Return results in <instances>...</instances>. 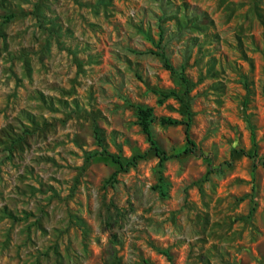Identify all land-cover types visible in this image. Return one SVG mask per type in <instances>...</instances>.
<instances>
[{
	"label": "rangeland",
	"instance_id": "374dc122",
	"mask_svg": "<svg viewBox=\"0 0 264 264\" xmlns=\"http://www.w3.org/2000/svg\"><path fill=\"white\" fill-rule=\"evenodd\" d=\"M0 264H264V0H0Z\"/></svg>",
	"mask_w": 264,
	"mask_h": 264
},
{
	"label": "trees",
	"instance_id": "16d2710c",
	"mask_svg": "<svg viewBox=\"0 0 264 264\" xmlns=\"http://www.w3.org/2000/svg\"><path fill=\"white\" fill-rule=\"evenodd\" d=\"M16 13L15 12H10L9 14L6 15V19H12L13 17H15ZM158 47H160L158 45ZM148 52H151L153 54H156L157 56H159L161 58V60L163 61L164 66L169 69L175 76H177L183 83H185V86L188 88V80L187 77L185 76L183 71H179L177 70L173 64L170 62L169 58L167 57L166 51L165 50H158V51H154L153 49H149ZM157 93H159L161 95L159 101L162 102L164 98L170 96V95H176L177 93L174 91H159L157 90ZM136 111V115L138 118V122L142 127V130L144 131V133L147 135L148 141L150 142V148L155 150L156 155L159 157L160 161H159V165L161 167L160 170V176H159V188H163L164 187V181H165V176L163 175V167H164V162L167 161L168 159H170L172 156H169L165 153V151H163V149L160 147L153 128H152V122H153V109L151 107H146L144 105L141 104H130ZM187 106V108L189 109V104H185ZM190 114V113H189ZM191 120V117L189 118ZM162 123L164 124H177L180 123L181 121H179L176 118H172V117H166V118H162L161 119ZM187 126L190 125L189 122H186ZM96 134H98V131H95ZM188 134V132H187ZM97 140H98V144L101 147V150H95L93 151L91 154H89V157H96L98 155H107V156H111L113 157L114 161L116 163H118L120 165V169L116 171H125L127 170L130 165H135L138 157V155H135L133 158V161H129L127 163L123 162L120 158L115 157L113 154H111L106 145L104 144L103 138L98 135L97 136ZM188 141L191 144V146H189V151H195L196 149V144L194 143V141L188 137ZM166 193V192H163Z\"/></svg>",
	"mask_w": 264,
	"mask_h": 264
}]
</instances>
